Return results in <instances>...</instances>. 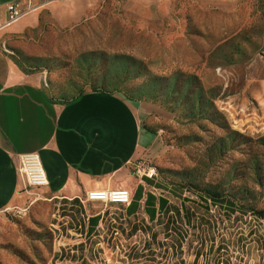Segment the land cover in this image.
<instances>
[{
    "label": "rangeland",
    "instance_id": "rangeland-1",
    "mask_svg": "<svg viewBox=\"0 0 264 264\" xmlns=\"http://www.w3.org/2000/svg\"><path fill=\"white\" fill-rule=\"evenodd\" d=\"M71 6L81 14L27 29L11 49L25 69L46 71L63 101L98 88L144 102L143 125L158 139L134 163L154 168L163 190L139 177L134 163L132 188L115 190L134 195L141 181L181 205L193 197L189 189L206 187L244 215L233 221L226 204L214 207V229L182 224L188 237L181 246L143 209L128 218L126 203L91 200L88 214L102 219L89 237L77 206L50 201L41 190L47 184H31L27 202L0 210V264H264V0ZM78 243L89 249L83 262V255L71 257Z\"/></svg>",
    "mask_w": 264,
    "mask_h": 264
},
{
    "label": "crops",
    "instance_id": "crops-1",
    "mask_svg": "<svg viewBox=\"0 0 264 264\" xmlns=\"http://www.w3.org/2000/svg\"><path fill=\"white\" fill-rule=\"evenodd\" d=\"M12 1L0 0V210L30 198L32 190L19 172V156L35 152L48 178L41 188L46 198L80 203L67 204L79 208L80 226L90 237L96 227L89 231L94 214H88L85 204L93 201L85 195L102 189H131L129 167L147 154L158 134L143 125L144 102L93 89L63 101L53 96L46 71L25 69L15 60L14 37L45 21L62 24L64 18L81 14L70 9L75 0H52L9 22L7 5ZM139 185L147 191L138 181L135 192ZM70 249L71 257L83 255L82 262L89 251L82 243Z\"/></svg>",
    "mask_w": 264,
    "mask_h": 264
},
{
    "label": "trees",
    "instance_id": "trees-1",
    "mask_svg": "<svg viewBox=\"0 0 264 264\" xmlns=\"http://www.w3.org/2000/svg\"><path fill=\"white\" fill-rule=\"evenodd\" d=\"M93 90L107 93L98 88H93ZM145 181L149 184L155 185L158 188H161V186H158L156 183H154V178L147 177L145 178ZM189 191L193 194V197L183 196L184 198H182L181 205H177L169 202L167 197L157 195L150 191H145L144 187L139 185L136 189L133 200L126 207L127 217H131L139 209H143L148 214L151 221L164 222V235L166 238L176 235L177 240L182 246L184 240L188 237L187 230H183V228L180 227L182 224L187 225L189 228H192L196 224V228L198 230H202V227H206L208 233H210V230H213L216 226L217 217L215 218V216L210 215L211 208L210 202H208V200L211 201V205L216 207V210L226 204L228 208L227 212L229 213L228 218L232 219L233 221H238L240 214L244 215V213L238 211V208L233 200L225 198L217 190L204 187L202 189H189ZM143 198L145 202H138ZM259 217L264 218V216H261V214ZM101 219V214L91 216L89 218V231H91L92 227H96ZM132 227L136 228V225L132 224ZM202 244L203 242H201V245ZM222 248L223 247L221 245H218L216 251L222 250ZM200 255L201 252L195 253L194 263L197 261Z\"/></svg>",
    "mask_w": 264,
    "mask_h": 264
},
{
    "label": "built area",
    "instance_id": "built-area-1",
    "mask_svg": "<svg viewBox=\"0 0 264 264\" xmlns=\"http://www.w3.org/2000/svg\"><path fill=\"white\" fill-rule=\"evenodd\" d=\"M52 0H13L7 5L8 21L15 22L22 16L33 12L37 7L47 4ZM1 26V24H0ZM144 162L134 163L135 169L141 178H154L156 175L154 168L144 165ZM19 172L31 184H48V178L44 166L38 153H23L19 156ZM88 200H108L112 202L126 203L131 202L132 196L128 190H96L88 192ZM213 210L215 206L211 205Z\"/></svg>",
    "mask_w": 264,
    "mask_h": 264
}]
</instances>
